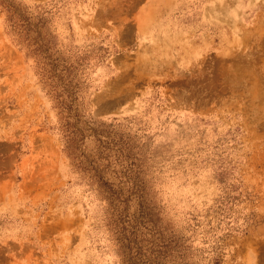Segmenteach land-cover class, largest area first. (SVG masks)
Masks as SVG:
<instances>
[{
  "label": "rangeland",
  "instance_id": "rangeland-1",
  "mask_svg": "<svg viewBox=\"0 0 264 264\" xmlns=\"http://www.w3.org/2000/svg\"><path fill=\"white\" fill-rule=\"evenodd\" d=\"M0 264H264V0H0Z\"/></svg>",
  "mask_w": 264,
  "mask_h": 264
}]
</instances>
